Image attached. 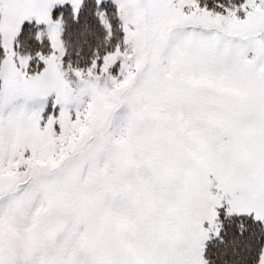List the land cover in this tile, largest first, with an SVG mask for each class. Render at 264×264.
Segmentation results:
<instances>
[{"label": "snow or ice", "instance_id": "snow-or-ice-1", "mask_svg": "<svg viewBox=\"0 0 264 264\" xmlns=\"http://www.w3.org/2000/svg\"><path fill=\"white\" fill-rule=\"evenodd\" d=\"M0 264H264V0H0Z\"/></svg>", "mask_w": 264, "mask_h": 264}]
</instances>
